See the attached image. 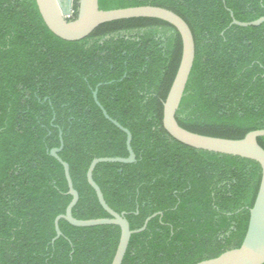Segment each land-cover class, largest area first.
<instances>
[{"label":"trees","instance_id":"obj_1","mask_svg":"<svg viewBox=\"0 0 264 264\" xmlns=\"http://www.w3.org/2000/svg\"><path fill=\"white\" fill-rule=\"evenodd\" d=\"M100 9L157 5L189 25L195 57L176 111L183 128L242 138L264 129V0H98ZM78 4L74 1L73 16ZM182 41L170 23L149 17L104 22L64 40L44 23L35 0H0V264H110L120 228L74 226L54 219L71 200L62 148L78 200L75 218L124 212L132 233L121 264H194L239 247L261 178L252 159L196 149L162 126L163 101L180 62ZM264 148V136L258 137Z\"/></svg>","mask_w":264,"mask_h":264},{"label":"water","instance_id":"obj_2","mask_svg":"<svg viewBox=\"0 0 264 264\" xmlns=\"http://www.w3.org/2000/svg\"><path fill=\"white\" fill-rule=\"evenodd\" d=\"M35 1L46 26L51 32L64 40L71 41L85 38L97 26L104 22L136 17L158 18L172 24L178 30L182 41L181 58L165 100L163 101V128L171 137L187 146L252 159L258 162L261 167L259 187L254 203L249 208L247 229L240 246L226 250L216 257L204 259L194 264H264V148L258 143V137L264 136V129L251 130L242 138L232 139L196 133L178 124L176 111L184 95L195 57L194 37L187 22L173 10L157 5H137L104 10L99 8L98 0H76L78 4L77 14L75 17H72L75 0ZM230 15L232 17L231 23L240 26L259 25L264 22V16L251 21H239L233 17L232 13ZM96 92L97 88L93 90V98L104 117L126 134L128 156L95 157L91 160L86 170V179L88 184L93 188L99 204L109 216L78 219L71 212L78 200V192L73 187L68 163L63 161L58 155V152L62 148V139L60 138V146L52 148L49 153L63 166L71 200L66 206L65 212L57 215L54 219L56 235L52 241L62 234L58 226L60 219H64L74 226L115 224L120 228V236L110 264H121L131 234L144 230L148 220L157 213L148 216L141 227L130 229L124 212L118 213L109 207L100 187L94 181L93 170L99 162L130 163L135 161V154L130 145V131L108 115L104 107L97 100Z\"/></svg>","mask_w":264,"mask_h":264}]
</instances>
